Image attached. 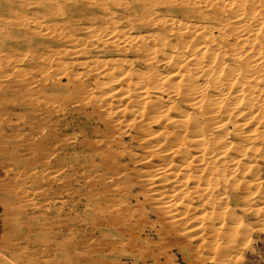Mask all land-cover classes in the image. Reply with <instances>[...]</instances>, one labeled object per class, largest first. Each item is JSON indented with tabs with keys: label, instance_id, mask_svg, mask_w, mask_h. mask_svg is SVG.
<instances>
[{
	"label": "rangeland",
	"instance_id": "rangeland-1",
	"mask_svg": "<svg viewBox=\"0 0 264 264\" xmlns=\"http://www.w3.org/2000/svg\"><path fill=\"white\" fill-rule=\"evenodd\" d=\"M18 1L0 0V264H137L112 256L107 247L111 244L139 258L153 252L160 264H241L242 260V264H264V225L259 220L250 219L245 242L228 246L223 240L203 242L201 237L208 234L194 227L198 221L208 226V221L194 201L188 208L184 195L173 199L175 210L165 209L172 198L151 193L149 175L164 172L169 160L153 142L158 135L170 141L175 130L160 134L161 129L151 128L141 117L140 104L126 108L121 103L127 88L124 77L147 82L166 73L146 44L150 38L185 24L219 27L215 30L226 34L228 27L245 21L249 9L264 0ZM112 75L120 76L122 84L109 97ZM149 157L153 165L148 166ZM260 178L264 194V173ZM255 192L259 195V190ZM154 207L175 216V224L165 215V228L174 234L153 235V243L143 240L134 247L129 236L103 237L94 228L97 223L100 230L128 234L131 227H108L106 220L125 222L130 212L138 231L146 229L155 221ZM223 247L237 250L224 255ZM211 248L216 249L215 256Z\"/></svg>",
	"mask_w": 264,
	"mask_h": 264
},
{
	"label": "bare ground",
	"instance_id": "bare-ground-1",
	"mask_svg": "<svg viewBox=\"0 0 264 264\" xmlns=\"http://www.w3.org/2000/svg\"><path fill=\"white\" fill-rule=\"evenodd\" d=\"M1 4L3 5V3ZM12 7L14 8V5ZM170 7L173 8L172 6ZM31 8L33 7L31 6ZM124 13L126 14V12ZM162 18L164 19V17ZM60 19L62 18L60 17ZM163 21L162 23L166 22ZM13 24L15 23L13 22ZM208 27L202 25H179L168 30L166 35H157L158 37L150 38L146 44H148L149 49L152 51L155 62L159 67L165 68L166 73L161 78L151 77L147 82L133 80L129 76L124 77L126 80L124 84H126L127 88L125 89L124 95L122 94L123 97L121 98L124 99L121 103L125 107L129 104H140V109L144 110L141 117L150 124L151 128L157 127L161 129L160 134L164 135L167 129L175 130L169 136L170 141H166L165 138L167 136L160 138V135H158L156 141L153 142L154 148L158 152L167 153L169 168L164 172L149 175L153 180V189H150V192L160 194L159 197L163 196L164 199L167 195H170L172 200L167 203L165 208L168 209V212L175 210L177 206V200L173 199H180L184 195L187 197L189 209H191L189 204L194 201L195 209H198L203 214L205 220L208 221V226H203L198 221L194 227V230L199 231L198 233L208 234L205 237H201L203 242L207 243L216 239L217 243L223 240L228 246H236L238 242L248 239L251 229L250 226L252 225L249 222L250 219L255 218L257 221L259 220L257 223H261V226L264 225V194L260 191L261 189L263 190V182L260 174L264 173V4L252 6L245 16V21L237 22L235 25L228 27L226 34L216 31L219 27L215 28L216 30L213 27ZM20 33L17 35H20ZM137 37L139 38V36ZM10 40L12 41V39ZM7 48L9 47L7 46ZM7 51L9 52L8 49ZM66 59L68 58L66 57ZM120 76L112 75L108 79L110 89L108 92L110 94L109 97L116 94L117 86L122 84ZM143 76L144 78L146 77L145 75ZM131 80H133L132 83H130ZM70 90L72 91V89ZM116 97L118 98V96ZM165 97H167L166 100ZM141 110L140 113L142 112ZM169 142L178 146V148H170ZM152 161L153 159L151 158V162H145V164L148 166L153 165L151 164ZM256 190H259V195L256 194ZM151 204L155 205L154 203ZM168 212L162 208L154 207L152 214L155 215V221L151 223L150 227L139 231L137 223L133 220V213L126 212L124 216L126 218L125 222H121V220L115 218L106 220V223L109 224L107 225L108 227H115L118 224L131 227L132 229L130 232L128 230V234L123 232L114 234L109 231L100 230L97 223H94V228L102 236L106 234L116 235L120 236L122 240L129 236L128 242L130 241L136 247L137 243H142L143 240L153 243V239L151 238L153 235L161 238L167 236L169 233L174 234L171 229H166L163 223L166 219L165 215H169ZM167 218L175 224V216ZM254 223L256 221L253 222V225ZM254 240L256 239L254 238ZM248 242L251 244V241ZM258 242H260L259 239ZM251 245H253V242ZM107 247L110 254L119 257L120 260L130 258L136 261L137 264H146L150 261L160 264V258L153 252L142 255L139 258L136 256L137 254H130L131 251L130 253L117 251L113 247V244L110 247L107 245ZM231 249L234 250L235 248L223 247L221 248V253L225 255ZM214 250L216 251V249ZM214 250L212 249V251ZM215 251L213 252L214 256ZM249 251L251 250L249 249ZM184 259L188 260V258ZM233 259L235 260V258ZM243 261L240 263L242 264ZM211 262L214 261L212 260Z\"/></svg>",
	"mask_w": 264,
	"mask_h": 264
}]
</instances>
